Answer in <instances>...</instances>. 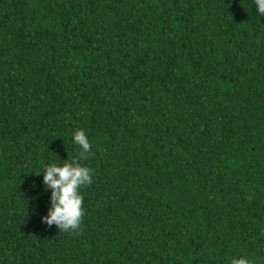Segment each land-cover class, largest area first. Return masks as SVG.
I'll return each mask as SVG.
<instances>
[{
	"label": "trees",
	"instance_id": "obj_1",
	"mask_svg": "<svg viewBox=\"0 0 264 264\" xmlns=\"http://www.w3.org/2000/svg\"><path fill=\"white\" fill-rule=\"evenodd\" d=\"M79 129L92 182L66 232L39 171ZM241 258L264 264L253 0H0V264Z\"/></svg>",
	"mask_w": 264,
	"mask_h": 264
},
{
	"label": "clouds",
	"instance_id": "obj_2",
	"mask_svg": "<svg viewBox=\"0 0 264 264\" xmlns=\"http://www.w3.org/2000/svg\"><path fill=\"white\" fill-rule=\"evenodd\" d=\"M253 4L256 12L264 16V0H253ZM72 140L81 148L78 157L64 159L62 163L57 157L39 171V174L42 172L45 188L51 190L50 207L42 221L66 232L79 229L85 215L81 189L92 182L91 169L81 163L91 151L88 135L83 129H79L72 134ZM239 264L250 262L241 258Z\"/></svg>",
	"mask_w": 264,
	"mask_h": 264
}]
</instances>
